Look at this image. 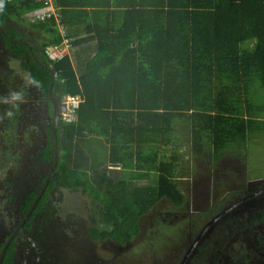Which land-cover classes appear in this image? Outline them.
I'll return each instance as SVG.
<instances>
[{
    "label": "trees",
    "instance_id": "obj_1",
    "mask_svg": "<svg viewBox=\"0 0 264 264\" xmlns=\"http://www.w3.org/2000/svg\"><path fill=\"white\" fill-rule=\"evenodd\" d=\"M2 1L1 25L15 18L45 35L40 51L30 42L41 66L27 45L13 41H28V31L10 25L7 36L0 32L3 46L30 70L41 94L50 98L51 67L57 75L52 92L58 86L61 96L81 97L75 120L60 119V158L26 228L57 187L88 196L99 192L101 197L92 198L99 224L90 234L125 245L160 200L175 205L185 200L177 182L180 156L171 149L178 122L189 124L196 150L208 138L217 153L231 142L254 143V132L263 128L264 0H57L58 16L35 20L30 14L44 0ZM81 32L87 36L74 39ZM66 38L80 48L73 57L68 52L50 60L46 49L64 46ZM18 96L25 99L22 91ZM52 125L44 129L48 135L40 155L48 162L55 155ZM169 149L166 159L162 155ZM111 166H120L117 178ZM38 194H28L22 215ZM259 244L264 248V241ZM200 248L208 257L210 247ZM249 254L237 250L232 264H248ZM3 264H13V243Z\"/></svg>",
    "mask_w": 264,
    "mask_h": 264
},
{
    "label": "rangeland",
    "instance_id": "obj_2",
    "mask_svg": "<svg viewBox=\"0 0 264 264\" xmlns=\"http://www.w3.org/2000/svg\"><path fill=\"white\" fill-rule=\"evenodd\" d=\"M10 25L28 31L29 44L41 50L45 35L33 29L30 22L13 18L2 26L6 29ZM73 51L71 45L68 52L72 57ZM10 79L13 82L9 83ZM0 84L1 252L6 237L25 217L21 212L25 198L31 191H41L43 176L52 167L53 162L41 159L40 155L48 135L44 129L53 124V116L51 120L49 96L41 94L30 70L3 46L1 33ZM7 88H11L10 94H6ZM20 91L25 99L14 98ZM62 99L66 109L61 112L58 125L60 119L68 123L64 117L72 101L68 95ZM188 125L184 120L176 124L177 142L171 147L172 150L176 147L180 156L177 182L185 195L182 205H175L168 198L160 200L142 216L138 235L123 245L112 239L97 240L90 234V229L99 224L92 198L101 197V193L88 196L80 189L57 187L44 208L34 215L32 227L20 232L14 264H181L210 220L250 193L264 189V124L254 132L257 135L254 143L231 142L219 153L208 138L204 147L196 150ZM163 153L168 159L171 150ZM256 165L260 169L254 170ZM108 168L115 178L122 171L120 166ZM146 182L149 181L140 183ZM263 215L264 192L217 219L185 264H232V255L237 250L250 253L248 264H264V248H259V242L264 241ZM201 245L210 247L208 257L201 251Z\"/></svg>",
    "mask_w": 264,
    "mask_h": 264
},
{
    "label": "water",
    "instance_id": "obj_3",
    "mask_svg": "<svg viewBox=\"0 0 264 264\" xmlns=\"http://www.w3.org/2000/svg\"><path fill=\"white\" fill-rule=\"evenodd\" d=\"M0 32L7 36L6 30L4 29V27L0 24ZM14 42H20V43H24L25 45H27L30 49H31V53L34 57V60L40 64L41 66H45L43 63H41L37 56L35 55L34 51L32 50V46L29 44L28 41L22 39V38H17L15 40H13ZM51 74H52V79H51V84H50V100L53 104V108H54V112H53V141H54V151H55V155H54V160H53V164L52 167L47 175V178L44 182V185L41 189V191L39 192V194L37 195L36 199L34 200L33 204L31 205L30 209L28 210V212L26 213L24 219L22 220V222L20 223V225L18 226L17 230L7 239V241L5 242L1 253H0V264H3V260L6 254V251L10 245V243L12 242L13 238L16 236V234L18 233V231L24 226L25 222L28 220V218L31 216V214L33 213L37 203L39 202L41 196L43 195L45 189L47 188V185L50 181V178L55 170V167L57 166V163L59 161V157H60V149L58 147L57 144V135H56V131H57V125H58V120L60 117V114L62 111H64L66 109V105L63 104L62 102V96L59 94H54L52 92L53 90V85L54 82L56 80V73L53 70V68L51 67H47ZM264 192V189H260L258 192H255L251 195L246 196L245 198L239 200L238 202L230 205L227 209H225L224 211L220 212L219 214H217L212 220H210L204 227L203 231L200 232V234L196 237V240L194 241V243L192 244V246L189 248V250L187 251L185 257L183 258V261L181 262V264H185L190 253L193 251L194 247L199 243V240L201 239V237L204 235L205 231H207L209 229V227L217 220L219 219L221 216H223L224 213L228 212L229 210H231L232 208L236 207L237 205H239L240 203L244 202L245 200L252 198L253 196H255L256 194L262 193Z\"/></svg>",
    "mask_w": 264,
    "mask_h": 264
},
{
    "label": "built area",
    "instance_id": "obj_4",
    "mask_svg": "<svg viewBox=\"0 0 264 264\" xmlns=\"http://www.w3.org/2000/svg\"><path fill=\"white\" fill-rule=\"evenodd\" d=\"M57 0H44L43 7L35 10L33 13L30 14L31 19H45L50 17L52 14L59 15L55 9ZM4 5V2L0 0V9ZM70 47V39H65V45L59 46H49L46 49V54L50 58V60L55 61L57 59L63 58L68 53V48ZM68 98L72 99L71 103L67 101L69 104L68 107L70 108L69 113L65 115V121L70 123L75 120L76 118V108H78L81 98L79 96H68Z\"/></svg>",
    "mask_w": 264,
    "mask_h": 264
},
{
    "label": "flooded vegetation",
    "instance_id": "obj_5",
    "mask_svg": "<svg viewBox=\"0 0 264 264\" xmlns=\"http://www.w3.org/2000/svg\"><path fill=\"white\" fill-rule=\"evenodd\" d=\"M57 94V93H56ZM34 218V217H33ZM32 221H33V219H32ZM25 224H26V222H25ZM25 224H24V226L18 231V233L16 234V236L13 238V240H12V242L10 243V245L13 243V264H14V259H15V256H16V252H17V240H18V238H19V235H20V232L23 230V229H25L26 227H25ZM32 227V226H31ZM31 227H29V228H26V229H30ZM18 228V227H17ZM17 229H15L10 235H9V237L16 231ZM6 241H7V239H6ZM5 241V242H6ZM5 242H4V244H5ZM4 244H3V246H4ZM10 245H9V247H10ZM8 247V248H9ZM3 248V247H2ZM2 248H1V250H2ZM8 250V249H7ZM189 250V249H188ZM7 252V251H6ZM1 253V252H0ZM6 255V254H5ZM5 258V257H4Z\"/></svg>",
    "mask_w": 264,
    "mask_h": 264
},
{
    "label": "crops",
    "instance_id": "obj_6",
    "mask_svg": "<svg viewBox=\"0 0 264 264\" xmlns=\"http://www.w3.org/2000/svg\"><path fill=\"white\" fill-rule=\"evenodd\" d=\"M80 1H82V3H83V0H80ZM86 3H87V4H90L89 0H87ZM86 36H87L86 32H81L80 34H76V35L74 36V39H76V38H82V37H86ZM77 47H78V49L80 48L79 46H76V48L73 47L74 50L77 49Z\"/></svg>",
    "mask_w": 264,
    "mask_h": 264
},
{
    "label": "clouds",
    "instance_id": "obj_7",
    "mask_svg": "<svg viewBox=\"0 0 264 264\" xmlns=\"http://www.w3.org/2000/svg\"><path fill=\"white\" fill-rule=\"evenodd\" d=\"M56 77H57V75H56ZM60 95V94H59ZM69 96V95H68ZM70 96H78V95H70ZM64 97V96H63ZM80 97V96H79ZM15 99H19L20 97L19 96H16V97H14ZM81 98V97H80ZM64 100L62 99V102H63ZM81 102V101H80ZM185 257V256H184ZM183 261V260H182Z\"/></svg>",
    "mask_w": 264,
    "mask_h": 264
}]
</instances>
